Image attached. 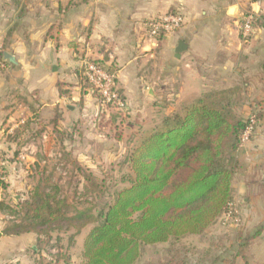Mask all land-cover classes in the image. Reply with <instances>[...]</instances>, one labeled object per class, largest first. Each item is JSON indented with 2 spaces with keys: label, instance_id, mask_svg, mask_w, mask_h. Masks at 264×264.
I'll return each mask as SVG.
<instances>
[{
  "label": "crops",
  "instance_id": "crops-1",
  "mask_svg": "<svg viewBox=\"0 0 264 264\" xmlns=\"http://www.w3.org/2000/svg\"><path fill=\"white\" fill-rule=\"evenodd\" d=\"M254 8V31L244 37L243 19ZM170 12L183 15L182 26L151 40L146 22ZM180 41L187 49L177 58ZM0 51L7 60L0 65V134L23 110L25 120L51 124L52 137L58 131L63 138L60 149L90 170L121 153L122 130L144 134L205 92L238 89L239 111L258 119L236 152L235 195L242 194L248 217L264 221V0H0ZM87 58L114 69L121 116H102L98 94L84 87ZM34 248L0 244V264H35ZM255 253L264 264V244H251L247 257Z\"/></svg>",
  "mask_w": 264,
  "mask_h": 264
},
{
  "label": "trees",
  "instance_id": "trees-1",
  "mask_svg": "<svg viewBox=\"0 0 264 264\" xmlns=\"http://www.w3.org/2000/svg\"><path fill=\"white\" fill-rule=\"evenodd\" d=\"M93 60L114 73L101 60ZM0 61L7 62L2 51ZM85 70L82 66L84 87L96 92ZM239 92H205L142 134L127 154V185L116 191L113 202L98 210L92 203L78 206L63 196L61 186L50 176H44L15 208L0 203V208L8 210L13 218L0 236L35 233L42 243L34 248L37 254L55 239L60 249L54 259L59 264L61 260L71 261V255L62 252L65 238L61 233L70 232V250L76 237L89 228L81 264H136L143 245L203 234L235 202L236 152L250 119L239 111ZM73 165L84 181L85 202H89V194L105 192L90 169L78 160H73ZM263 230L264 224L255 237ZM253 238L249 234L240 240L238 248L237 244L232 246L236 249L231 264L237 257L249 264L246 253Z\"/></svg>",
  "mask_w": 264,
  "mask_h": 264
},
{
  "label": "rangeland",
  "instance_id": "rangeland-1",
  "mask_svg": "<svg viewBox=\"0 0 264 264\" xmlns=\"http://www.w3.org/2000/svg\"><path fill=\"white\" fill-rule=\"evenodd\" d=\"M184 107L181 106L180 111ZM100 109L102 116L117 112H120V116L122 115L120 109L112 106H101ZM23 112L20 110L21 119H13L14 126H11L12 123L9 124L0 134V203L15 208L18 200L24 198L44 176H50L53 182L61 186L63 196L78 206H89L92 203L96 204V210H98L102 205L113 202L116 191L127 185L126 176L130 172L129 164L126 162L127 154L143 137L141 129L122 130L125 136L121 153L107 155L104 168L94 167L91 170L98 177L100 184L103 185L102 190L105 192L89 194L87 199L89 202H85L86 198L82 196L85 191L84 181L73 165V160L76 159L60 149V140L63 138L59 136V132H56V138L52 137L51 124L27 121ZM125 125L129 126L128 123ZM40 130H42L41 133ZM133 134L136 135L132 136ZM241 195H235V202L231 208V210H237V214L228 215V212L222 215L200 235H189L180 240L143 245L142 256L136 264H231L230 259L236 249V246L235 249L232 246L237 244L238 248L240 240L249 234L254 236L251 244H258L260 247L264 244V237L261 236L264 230L257 237L255 233L264 224L263 218L256 213L248 217L250 212L246 211ZM12 220L8 210L0 208V231ZM88 230L89 228L83 230L76 237L74 246L70 250L67 249L69 245L67 237L70 232L61 233L65 238L62 242L64 245L62 252L69 253L71 261L65 263L61 260L59 264H81L83 244ZM56 235L57 233L54 237ZM0 244H35L36 247L38 244L41 246L42 243L37 234L31 233L13 238L0 236ZM42 248L44 249L39 254L35 252V264H55L54 257L60 249L56 240L53 239L49 245H44ZM257 257L260 256L256 253L250 257L248 254L252 264H257L255 261Z\"/></svg>",
  "mask_w": 264,
  "mask_h": 264
},
{
  "label": "built area",
  "instance_id": "built-area-1",
  "mask_svg": "<svg viewBox=\"0 0 264 264\" xmlns=\"http://www.w3.org/2000/svg\"><path fill=\"white\" fill-rule=\"evenodd\" d=\"M258 18V10L251 9L247 11L241 26V33L244 37H250L254 31V25ZM184 22L183 15L179 12H170L160 15L156 18L149 19L146 22L151 40H156L160 36H167L179 29ZM0 65L4 63L0 61ZM85 67V76L92 84L94 90L98 93L99 102L102 107L112 106L120 110L125 109V102L119 91L117 77L114 73H110L101 65L94 62L93 59L87 58L83 62ZM249 124L242 135V144H246L253 132L255 131L257 118L255 114L249 116ZM237 214V210H230L228 215Z\"/></svg>",
  "mask_w": 264,
  "mask_h": 264
},
{
  "label": "water",
  "instance_id": "water-1",
  "mask_svg": "<svg viewBox=\"0 0 264 264\" xmlns=\"http://www.w3.org/2000/svg\"><path fill=\"white\" fill-rule=\"evenodd\" d=\"M187 49V44L184 41H180L176 48V57L180 58L181 54Z\"/></svg>",
  "mask_w": 264,
  "mask_h": 264
}]
</instances>
